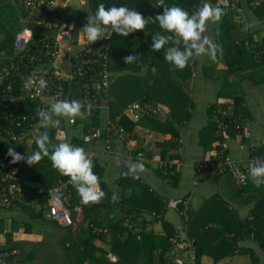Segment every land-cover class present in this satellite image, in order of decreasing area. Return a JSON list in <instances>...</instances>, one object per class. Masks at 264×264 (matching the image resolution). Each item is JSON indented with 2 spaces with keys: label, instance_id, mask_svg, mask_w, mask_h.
I'll list each match as a JSON object with an SVG mask.
<instances>
[{
  "label": "crops",
  "instance_id": "crops-1",
  "mask_svg": "<svg viewBox=\"0 0 264 264\" xmlns=\"http://www.w3.org/2000/svg\"><path fill=\"white\" fill-rule=\"evenodd\" d=\"M2 1L12 4L11 7L17 11L16 16L20 21L22 8L19 2L0 0ZM205 2L211 4L214 0H205ZM251 3L252 0H239L237 8L233 9V18L244 34L255 33L259 34V38H264V19L256 14ZM0 5L3 4L0 3ZM202 6L203 4L199 8ZM222 12L221 19L215 23L210 22L208 31L205 33L220 46L216 58L212 59L207 55L194 57L188 63L189 65L192 61L189 65L192 69L190 75L188 71L183 72L179 69L171 74L183 82V89L187 90V94L189 93L187 98L192 100L186 102V111L181 112L182 105L180 109L176 106L174 110H171L166 102L157 101L164 107V111L159 114L161 120H166L171 115V111L179 115V118L181 117L178 135H175L174 128L171 129L172 131H164L140 122L135 127L136 137L124 142L118 137L111 136L110 145H108L107 137L104 138L101 132L105 129L107 117L111 115L109 106L102 107V120L99 127L93 125L86 128V122L92 121V116L88 117V115L76 117L73 123L69 121V118L63 117L60 125L64 126V131L61 128H37L38 118L34 127L22 130L16 140L8 135L3 136V133H0V139L6 142L8 148L13 147L22 155H30L39 150L35 140L44 131L49 133L52 129L58 130L55 135L57 140L55 141L54 138L51 140L54 146H57L59 142L71 143L74 136L83 138L86 142L84 149L94 156L93 170L100 178L101 189L106 194L102 199L106 206L99 209L98 217L105 224L112 216L121 219L128 228L126 231L131 229L134 233L138 232V236H141L142 231L154 230L156 235L163 236L164 240L167 239L168 243H171L170 236L176 232L184 236L201 232L202 235L204 234L202 239L209 237L210 239L206 242L214 243L213 229L208 231L204 224L208 222L207 226L217 227L216 222H220L222 218L221 205L214 201L210 204L206 203L208 198L215 195L227 203L225 206L233 211L230 215L236 218V226L233 227L228 221L223 234L219 228H216V234L221 233L219 242L227 238H231L232 241L238 239L240 242H237L238 245L234 243L235 251H231L230 241L224 246L216 245L218 248L213 247L214 251L219 250L217 255L222 252L233 254L243 252V264H253L255 259L252 257L257 258L256 264H264V183L250 177L254 181L251 182L253 186H249L246 191H239L235 182L236 178L234 179L230 170L234 166L249 169L251 163L261 160V157H252L251 154L254 146L264 143V65L262 74H259L257 70H247L246 73H243V70H235L236 76L228 78L225 84L227 87L224 86L225 79L222 78L224 72L221 74L220 72L227 65L228 58H233V52L231 49L222 47L217 38L219 26L225 15V11ZM148 13L151 14V12ZM148 84L152 83L148 82ZM141 98L135 96L132 101ZM52 103L54 102H49L46 108H49ZM214 103L229 104L227 113L233 114L237 111L241 115L244 112L249 115L243 120L246 124L244 133L224 135V145L228 151L223 149L220 137L207 139V135L204 134L208 130L216 135L221 132L213 128L215 123L212 125L219 118L218 110H212ZM139 152H142V155L138 156ZM225 155L229 157V161ZM46 158L37 163L44 170V174L38 178L31 176L29 181L27 180L26 188L22 183L17 182L19 185L16 192L17 202L15 201L7 209H0V246L8 242V234H11L12 239L23 242L26 253L29 252L35 256L38 254L35 252L38 251L39 256H46L44 264H67L66 258L74 256V259L77 254L74 250L75 255H68L63 243L64 241L68 244L72 243L74 240L70 234L73 233L75 239L79 238L81 229L88 227L89 218L86 219L85 212L89 210L91 204L84 205L81 201H76L77 190L73 185H68L69 191L66 188H59V184L66 180L62 179V175ZM168 161L176 164L172 175H166V170H162V166L164 168ZM135 163H143L145 171L134 178L128 172L127 165ZM54 195L63 197L64 207L74 218V224L70 227L50 217L49 201ZM113 195H116L117 199L113 200ZM258 205L261 206V213H254L253 210ZM107 206L111 209L110 214L105 208ZM203 210L205 214L196 219V214L200 215ZM134 213L139 214L138 217H135ZM250 213L252 221L242 222L248 229L244 232L238 219L245 220L242 216ZM185 214L190 216L188 221L184 220ZM99 227L98 230H102V227ZM236 227L240 230L238 234L234 230ZM103 230L104 237L97 238L96 244L102 243L109 248L108 241L112 232L107 226ZM257 232L260 235H257ZM48 234L51 237L54 236L51 242L59 241V245L58 247L50 245L43 249V253L39 248L38 240L44 239ZM161 249L162 247H157L155 251L158 252ZM109 256L113 260L117 258L111 252ZM202 257L203 260L211 258L210 264H230L227 256L215 259L216 256L205 254ZM34 258L29 260L32 261ZM36 262L39 261L36 260ZM83 264L90 263L84 261Z\"/></svg>",
  "mask_w": 264,
  "mask_h": 264
},
{
  "label": "trees",
  "instance_id": "trees-1",
  "mask_svg": "<svg viewBox=\"0 0 264 264\" xmlns=\"http://www.w3.org/2000/svg\"><path fill=\"white\" fill-rule=\"evenodd\" d=\"M204 1L205 0H166L165 3L161 6L157 5V0H85V4L82 10L83 15L81 16L88 17V15H94L98 5L103 3L106 7L126 6L129 9L138 11L149 20L148 25L143 31L131 33L127 37L118 35L113 32L112 36L109 39H106L105 45L109 41L111 44L109 50V67L112 70V76L114 75V77H112L113 81L111 83L108 96H106V101L110 106L111 118H115L130 102H132L133 99H135V96L142 97L140 100L144 101L157 102L159 100L166 102L170 106L171 110H174V107L176 106L180 109L181 105L183 106L185 101L188 102L191 100H188L187 98V94L183 89V82H180V80H178L175 76L171 75L173 74V72H177L178 69L175 68L173 64L167 62L164 59L165 49L162 48L157 52L151 49V43L152 36L156 33H160L163 35H173V41L170 42V44L166 47L177 46L181 50H183L184 43L182 39L172 33H167L162 30L159 27L158 21H155V16L157 14H162L163 7H171L173 5L180 6L191 15L195 13L202 4H204ZM211 5H213L214 7H219L212 2ZM146 7L151 8L146 10ZM9 8L12 11H9ZM9 8L5 4L0 5V34L3 35V37L0 39V63L4 65H6V63H8L9 61L6 55L10 51H12L14 36L21 27V23L16 16L17 11L12 7ZM236 8H220L222 11H225V15L217 32L218 41L222 47L231 49V51L233 52V58H228V64L231 68H236V70L238 69L240 71H242L244 68H259L260 64L261 66L264 65V38L257 37L255 33L244 34V32L240 29L237 21H235L233 18V9ZM253 8L255 9L256 14L264 19V2L257 6H253ZM148 12H151V14H149ZM2 52H5L6 55H1ZM128 55H135L137 59L132 63L125 64L124 57ZM91 64L93 69L90 70V76L98 77L99 71L102 70L103 67L102 63L92 62ZM191 64L192 61L189 65ZM189 65L182 69V71H188L190 75L192 69ZM242 72L244 73V71ZM258 73L262 74L261 70H258ZM146 74L150 75L145 76ZM127 75H129L130 77H127ZM131 77H134V81L131 80ZM123 79L131 80V82H124ZM141 79H144L145 82L141 83ZM136 82L141 85L139 86ZM148 82H151L152 84H148ZM7 83V79H3L0 82V98L2 97V89L6 87ZM149 87H155L156 91L157 89H159L163 93H155L156 97H154V94H151L148 91L150 90ZM145 88H147V90ZM146 92L150 94H145ZM183 93H185V95H182ZM183 96H186L187 99L183 98ZM37 106L38 100H32L28 102L26 100L20 111H22V113H31L37 120L38 117L36 115V110L40 109V107ZM228 107L229 104L225 103H214L212 105V110H218V117L221 120H225L229 123V125L225 128L219 126L218 118L217 120H215V122L212 123V125L215 123V126L213 125V128L215 127L214 129H217V131L221 130L218 137H220V142L222 143L223 149H226L227 151L228 149L224 145V135H227L228 133H244L246 124L243 123V120L247 118V116H249L247 115V113L245 114V112L242 113V115L237 111H235L233 114L227 113ZM101 112V107H92L90 115L92 116V121L89 123V121L86 120V128L93 125L95 127H99L101 125ZM170 114L171 115L168 116L166 120H161L159 118V115H142L138 120H132L128 116L124 115L121 118V123L129 131V136L127 138L128 140L137 136L135 127L137 124H140V122H144L150 127L161 129L164 131H172L171 129L174 128V131L176 132L175 135H178L177 130L178 125H180L179 123H181V117L179 118V115H176L175 112L172 113V111ZM186 118L188 119V116H186ZM11 125L12 124L10 123V120L4 116V110L0 106V128H2V126H9L11 128ZM219 127L220 129H218ZM59 128L64 131L63 125H60ZM56 129H52L51 132H49L50 140H52L53 138L55 139V141L57 140V138H55V135L58 130L56 131ZM1 133H3V136L7 135L6 131H1ZM107 133L108 132L106 129H103V131L101 132V134L105 136L104 138L107 137ZM115 137L123 140L119 136ZM177 139L178 136L175 140L176 142ZM123 141L126 142L127 140ZM51 143L52 144L49 145L50 152L54 147L53 142ZM85 143L86 142L83 140V138L78 136H74L71 140L72 145L82 148L85 147ZM7 151L8 147L6 142L0 139V189L4 185L7 186L12 180L22 183L23 187L26 188L28 186V179L31 178V176H35V178H38L39 176H42L44 174V170L39 166V164L28 166L23 161L15 164L11 163V157L7 155ZM251 156L261 157V160H264V143L254 146ZM46 160L50 161L48 157L46 158ZM12 165H17L18 168L13 173H7V169ZM175 167V163H171L170 161H168L167 165L164 168L162 166V170H166V175H172V172L175 171ZM62 177V179H65L66 181L69 179L68 177L63 175ZM251 182L254 181L252 179H248L244 183H236L239 191H246L247 189H249V186H253ZM76 197V201L80 202L81 199L78 193L76 194ZM15 201L17 202V198H15L14 202ZM104 202V200H101L99 203H93L89 206V210H86L85 216L86 219L89 218V225L88 227L81 229V235H79V238L75 239V237H73V233H71L72 235L70 234V236L74 241L72 243L70 242L69 244L64 241L63 245L64 248L67 249L68 255L74 254V250L77 254V257L74 259V256L67 257V264H83L84 261H88L90 264H179L175 259L176 257L182 258L181 264H191L192 262L193 264H203L202 256L205 254H212L214 257L216 256L215 259H219L227 255V252H222L217 255L218 251H214L213 249V246L216 245L214 243L206 242L210 239L209 237H204L202 239V236H204V234L202 235L201 232H198L195 235L188 234L189 236H184L176 232V234L180 235L181 239H189L190 241H192L190 247L193 248V256H191L183 251V249H179L177 245L175 246L174 244H171L172 242L168 243L167 239L165 238L166 240H164L163 236L156 235V233L153 232L154 230H150L148 232L142 231L141 236H138V232L134 233L133 231H131V229L126 231V229L128 228H126L124 222L121 221V219L115 218L114 216L110 217L109 221L105 224L104 221L98 217L99 209L102 208V206H106ZM105 208L110 214V207L107 206ZM253 211L254 213H261V206H256V209ZM200 213V215L198 213L196 214V219L205 214L204 210ZM138 215L134 213L135 217H138ZM189 217L190 216L188 214H185L184 220L188 221ZM244 218L245 220L241 218H239L238 220L239 225L244 228V232H246L247 226L242 222L246 223L248 220L252 221V214H246ZM207 223L204 225L208 229V231H211L213 229L212 234H216L217 227L207 226ZM105 226H107L112 232V235L108 241L109 248L105 245H102V243H100L99 245L96 244L97 238L100 237L102 239V237H104L103 228ZM98 227H102V230H98ZM8 235V242L0 246V248H17L19 251L16 255H11V258L8 257L6 261L17 260V262L20 261L22 264H44V262H36L34 260L29 262L28 259L34 258L35 256H32V254L29 252H25V246L23 242L12 239L11 234ZM257 235L260 234L257 232ZM234 242H236V245H238L237 240H235ZM157 247H162L163 250L161 249L157 252L155 251ZM216 247L218 248V246ZM109 252L116 255L117 258L115 260L111 259L109 256ZM252 259H255L253 260L255 261L253 262V264H256L257 258L252 257Z\"/></svg>",
  "mask_w": 264,
  "mask_h": 264
},
{
  "label": "built area",
  "instance_id": "built-area-1",
  "mask_svg": "<svg viewBox=\"0 0 264 264\" xmlns=\"http://www.w3.org/2000/svg\"><path fill=\"white\" fill-rule=\"evenodd\" d=\"M21 5V27L14 36L13 49L7 55L6 65L0 63V82L7 79L8 83L2 89L0 106L4 116L10 120L9 126H2L12 139H17L22 130L34 127L36 118L31 113L20 111L25 101L38 100V106L46 108L49 102L57 100H79L85 105L91 103L93 107H109L106 101L112 83V70L109 67L110 41L113 30L111 26H104V38L89 43L86 35L81 31L87 23V16H81L85 0H80L82 10L72 13L68 9L71 0H17ZM166 0H157V5H163ZM264 0H253L252 5L262 4ZM216 6L222 8H236L238 0H214ZM102 58V59H101ZM92 62L102 63V70L98 77L90 76L93 69ZM43 78L48 82L46 88L40 89L39 81ZM32 84L25 87L27 81ZM160 104L134 100L130 102L115 118L107 117L105 129L107 141L110 145L111 136H119L128 140L129 131L121 123L122 116L126 115L132 120H138L142 115L157 116L161 113ZM69 121L73 123L74 119ZM219 126L225 128L229 125L225 120L218 118ZM138 156L142 152L137 153ZM229 161V157L225 155ZM257 162L260 160H256ZM18 168L12 165L7 173H13ZM237 183H244L250 179L249 169L234 166L230 168ZM73 185L68 179L59 184V188ZM19 185L17 181H10L0 189V209H7L17 198ZM101 189V186H100ZM50 217L64 226L74 224L70 211L64 207V199L54 195L49 201ZM172 244L183 249L193 256L192 241L181 239L179 234L170 236ZM17 248H0V264H22L17 260L6 261L11 255L18 253ZM179 264L181 257L175 258ZM193 264V262L191 263Z\"/></svg>",
  "mask_w": 264,
  "mask_h": 264
},
{
  "label": "clouds",
  "instance_id": "clouds-1",
  "mask_svg": "<svg viewBox=\"0 0 264 264\" xmlns=\"http://www.w3.org/2000/svg\"><path fill=\"white\" fill-rule=\"evenodd\" d=\"M222 15L223 12L219 7H214L207 2L191 15L180 6L163 7L162 14H157L155 21H158L159 27L165 32L180 37L184 43V49L181 50L177 46L166 47L173 41V35L160 33L152 36L151 49L157 52L162 48L165 49L164 59L180 70L184 69L194 57L207 55L215 59L220 46L215 44L205 33L208 31L209 23L218 22ZM148 23V18L136 10L126 6L106 7L101 3L94 15H88L87 23L81 31L86 35L87 41L92 44L105 37L104 26H111L114 33L127 37L131 33L145 30ZM136 59L135 55H128L124 57V62L129 64ZM31 84L32 81L29 80L25 87H29ZM47 86L48 82L41 78L40 89ZM92 107L91 103L85 105L79 100H57L49 108L36 110V115L39 118L37 128H59V117L74 119L85 115L90 116ZM35 143L39 150L30 155H22L13 147H9L7 155L11 157L10 162L15 164L23 161L28 166H32L39 163L44 157H49L52 167L70 179L82 204L99 203L105 197V192L100 189V178L93 171L94 156L92 153L69 142L59 143L50 152L51 140L47 131L40 133ZM127 167L128 172L134 178L145 171L143 163L129 164ZM249 176L264 183V160L249 165ZM112 199H117L116 195H113Z\"/></svg>",
  "mask_w": 264,
  "mask_h": 264
},
{
  "label": "rangeland",
  "instance_id": "rangeland-1",
  "mask_svg": "<svg viewBox=\"0 0 264 264\" xmlns=\"http://www.w3.org/2000/svg\"><path fill=\"white\" fill-rule=\"evenodd\" d=\"M2 2H4V1H2ZM2 2H0L1 4H5L8 8L9 7H11L12 6V4H10V3H7V2H4V3H2ZM68 9H69V11L70 12H72V13H75V12H80L81 10H82V4H81V2H80V0H71L70 2H69V4H68ZM9 11H12L10 8H9ZM20 17H21V15H20ZM245 17V16H244ZM256 36L258 37L259 36V34H256ZM3 36L2 35H0V39L2 38ZM179 40V39H178ZM221 45V44H220ZM226 64L227 65H225L224 66V69L222 68L221 69V72H220V74L221 73H223L224 72V76H222V78H224L225 79V81H223V82H225L224 83V86H226L227 87V85H225V84H227V80H228V78H230L231 76L233 77L234 75L236 76V72H235V70H236V68H231L230 66H229V64H228V60H227V62H226ZM238 70V69H237ZM247 70H262V66H261V64L259 65V68H253V67H251V68H244L243 69V71L246 73L247 72ZM230 74V75H229ZM150 74H146L145 76H149ZM142 76H144V75H142ZM111 77H114V75L113 76H111ZM127 77H130L129 75H127ZM131 80H133L134 81V77H131ZM131 80H124L123 79V81L124 82H127V81H130L131 82ZM140 82L141 83H144L145 82V80L144 79H141L140 80ZM139 86L141 85V84H139L138 82H136ZM229 84V83H228ZM145 87V86H144ZM156 87H158V86H156ZM150 90H148L151 94H154V97H156L155 96V93L156 94H160V93H163L161 90H159V89H157V91H156V88L155 87H153V88H149ZM185 90V89H184ZM139 91H141V90H139ZM185 92H186V94H187V90H185ZM148 92H146L145 94H147ZM150 93H148V94H150ZM189 96V93L187 94V97ZM183 98H186V96H183ZM158 102H159V100H158ZM158 102H154V103H157V104H159ZM185 104H186V101L184 102V104H183V106H182V109H181V112H185L186 110H185ZM184 107V108H183ZM164 111V107H162V111H161V113ZM64 118L63 117H60V120L62 121ZM208 128H209V126H208ZM210 129V128H209ZM204 134H206L207 136H206V138L208 139V138H210V139H215V138H217L220 134H215L213 131H206ZM58 139H60V138H58ZM236 182V181H235ZM231 199H233L234 200V198H231ZM216 202V203H218L219 205H221L220 206V211L223 213V214H225V215H223L222 214V218L220 219V222H217L216 223V225H217V228H219V230L220 231H222L221 233L223 234L224 232H225V227H226V223L229 221V222H231V225L234 227V226H236V222H235V217L234 216H232V215H230V212H233V211H231V210H229V208H228V206H225V205H227V203L223 200V199H219L218 197H216L215 195L214 196H211L210 198H208V200L206 201V203H209L210 204V202ZM228 213V214H227ZM246 215V214H245ZM245 215H243L242 217H244ZM229 217V218H228ZM219 221V220H218ZM239 226V225H238ZM41 229V228H40ZM234 230L236 231V233L238 234V233H240V230H237V227L236 228H234ZM48 232V230H47V228H46V233ZM40 233H43L42 231H40ZM220 233V234H221ZM220 234H212V236L214 237V243H215V245H218V246H224L225 245V243L226 242H228V241H230V248H231V251H235L234 249H233V245H234V243H236V242H234V241H232V239L230 238H227V239H221L220 240V242H219V238L221 237L220 236ZM227 237V236H226ZM51 240H54V236L52 235V237L51 236H49V234L48 235H45V238L43 239H39L38 240V244H39V248H40V250L44 253V248L46 249L48 246H50V245H53L54 247H58V245H59V241L57 242V243H54V242H51ZM237 242H240V240L238 241V239H237ZM228 246H229V244H228ZM214 248L216 247V246H213ZM178 250V249H177ZM216 250H218V249H216ZM219 251V250H218ZM36 253H38V254H36ZM35 256L37 257H35V259H34V261H36V260H38L39 262L40 261H42V262H45V260H46V256L45 257H43L42 255L41 256H39V252L37 251V252H35ZM76 254V253H75ZM74 254V255H75ZM168 255H169V252H168ZM225 256H227V258H228V262H230V264H243V260H242V257H244V253L243 252H240V253H227V255H225ZM205 257H208V256H205ZM29 260V259H28ZM29 262H31V260H29ZM69 262V261H68ZM210 262H211V258H206V259H204L203 260V264H210ZM75 264V263H74Z\"/></svg>",
  "mask_w": 264,
  "mask_h": 264
}]
</instances>
